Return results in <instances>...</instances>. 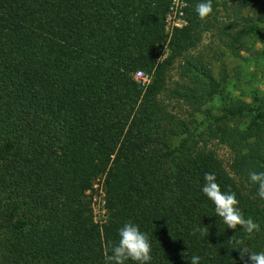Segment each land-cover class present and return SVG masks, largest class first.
I'll return each mask as SVG.
<instances>
[{"label": "trees", "instance_id": "trees-1", "mask_svg": "<svg viewBox=\"0 0 264 264\" xmlns=\"http://www.w3.org/2000/svg\"><path fill=\"white\" fill-rule=\"evenodd\" d=\"M199 2L168 31L173 0H0V264H105L129 221L149 234L152 264H240L206 173L261 225L237 235L264 251L248 180L264 171V89L240 98L199 51L209 33L264 56V0H212L205 19ZM99 176L101 224L87 195Z\"/></svg>", "mask_w": 264, "mask_h": 264}, {"label": "clouds", "instance_id": "clouds-1", "mask_svg": "<svg viewBox=\"0 0 264 264\" xmlns=\"http://www.w3.org/2000/svg\"><path fill=\"white\" fill-rule=\"evenodd\" d=\"M201 19L213 13L212 0H200L195 9ZM248 180L257 186V196L264 200V171H249ZM202 192L215 205V216L222 221L227 229H238L247 234L261 231V225L251 217H246L240 208V201L235 192L222 190L214 173L204 176ZM208 228H198L196 231L205 232ZM232 236L225 245L231 246V251L240 252V264H264V251H253L244 240L237 235ZM118 241L110 244V252L105 264H152V241L149 234L132 222L124 223L118 230ZM226 246L229 250L230 248ZM186 264H201V256L185 255Z\"/></svg>", "mask_w": 264, "mask_h": 264}, {"label": "rangeland", "instance_id": "rangeland-1", "mask_svg": "<svg viewBox=\"0 0 264 264\" xmlns=\"http://www.w3.org/2000/svg\"><path fill=\"white\" fill-rule=\"evenodd\" d=\"M185 0H173V6L167 16V30L171 31L174 26H182L185 21L182 19V7ZM260 14L259 11H251V13ZM261 28L264 30V21L261 23ZM167 47V46H166ZM246 49H230L223 43L219 42L211 34L204 35L203 41L199 47L213 62V71L215 76L220 79L222 74L228 76V90L240 98H245L252 88L264 89V56L256 53V50H261L259 43H254L252 39L248 40ZM145 78L152 77V73L143 71ZM177 69L173 70V79H178ZM104 177L99 176L93 187L87 192L88 199L91 200L93 208V217L98 224L103 223L107 219V211L104 208Z\"/></svg>", "mask_w": 264, "mask_h": 264}, {"label": "built area", "instance_id": "built-area-1", "mask_svg": "<svg viewBox=\"0 0 264 264\" xmlns=\"http://www.w3.org/2000/svg\"><path fill=\"white\" fill-rule=\"evenodd\" d=\"M136 77L137 78H142V79H144V81H147L148 80V78H145L144 76H143V71H141V70H139V71H137V73H136ZM105 191H104V208H105ZM105 210H106V208H105ZM107 211V210H106Z\"/></svg>", "mask_w": 264, "mask_h": 264}]
</instances>
